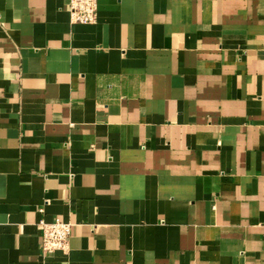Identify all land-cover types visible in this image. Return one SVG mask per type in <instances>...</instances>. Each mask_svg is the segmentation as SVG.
I'll return each mask as SVG.
<instances>
[{
  "label": "crops",
  "instance_id": "1",
  "mask_svg": "<svg viewBox=\"0 0 264 264\" xmlns=\"http://www.w3.org/2000/svg\"><path fill=\"white\" fill-rule=\"evenodd\" d=\"M97 4L0 0V264H264V0Z\"/></svg>",
  "mask_w": 264,
  "mask_h": 264
},
{
  "label": "built area",
  "instance_id": "2",
  "mask_svg": "<svg viewBox=\"0 0 264 264\" xmlns=\"http://www.w3.org/2000/svg\"><path fill=\"white\" fill-rule=\"evenodd\" d=\"M97 0H70L69 13L73 24H93L97 20ZM40 212H43L40 209ZM43 251L47 254L66 253L69 249L71 225L57 218L52 223L40 222Z\"/></svg>",
  "mask_w": 264,
  "mask_h": 264
}]
</instances>
